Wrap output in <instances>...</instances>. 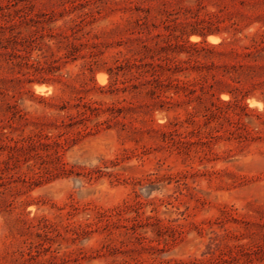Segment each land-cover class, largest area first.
I'll return each instance as SVG.
<instances>
[{
  "label": "rangeland",
  "instance_id": "rangeland-1",
  "mask_svg": "<svg viewBox=\"0 0 264 264\" xmlns=\"http://www.w3.org/2000/svg\"><path fill=\"white\" fill-rule=\"evenodd\" d=\"M0 264H264V0H0Z\"/></svg>",
  "mask_w": 264,
  "mask_h": 264
},
{
  "label": "bare ground",
  "instance_id": "bare-ground-1",
  "mask_svg": "<svg viewBox=\"0 0 264 264\" xmlns=\"http://www.w3.org/2000/svg\"><path fill=\"white\" fill-rule=\"evenodd\" d=\"M34 86L37 92H45L46 90H48L47 85H34Z\"/></svg>",
  "mask_w": 264,
  "mask_h": 264
}]
</instances>
